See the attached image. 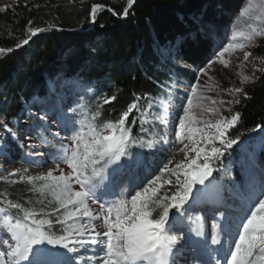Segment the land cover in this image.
<instances>
[{"label":"snow or ice","instance_id":"1","mask_svg":"<svg viewBox=\"0 0 264 264\" xmlns=\"http://www.w3.org/2000/svg\"><path fill=\"white\" fill-rule=\"evenodd\" d=\"M134 3L135 0H127L123 16L129 14ZM103 10L104 5L91 6L93 23L97 12ZM241 19L243 26L233 23L229 42L215 60L200 70V75H208L216 63L230 67L234 56L242 55V62L250 61L252 53L248 49L258 39H264V0H247L237 17ZM41 31L44 29L29 28V38L16 47L28 44L31 36ZM11 51L0 48V55ZM256 71L264 72V68ZM255 79V71L242 74L240 87L223 90L233 96L226 102L206 96L205 89H211L208 85L201 87L198 77L197 83L190 86L183 115L175 128L184 159L174 166L169 160L151 179L147 178L150 169L144 164V150L163 153L170 141L161 139L157 146L155 139L146 140L149 129L145 125L159 121L167 126L175 106L171 92L158 102L148 98L147 107L140 104L141 97H136L114 121L97 123L102 105H97L95 112H82L78 128L75 122L59 121L60 127L70 129L72 134L67 138L68 144L59 141L61 147L54 157L56 168L46 174L26 175L27 168L9 174L19 177L12 183L26 181L32 186L30 191L42 196L50 194L49 203L54 202L55 206L46 212L7 197L0 199V264H177V256L181 257V264H189V259L191 264H264V173L259 181L250 173L243 192L210 179L217 170L214 164L243 135H229L239 122L240 113H233L228 107L226 110L232 114L225 116L222 106L239 104L237 94L247 98L243 86ZM115 99V95L104 97L103 104ZM205 100L212 106L205 107ZM157 103L159 112H150ZM134 112L139 116L140 136H133L129 126ZM205 114L210 116L206 118ZM29 115L40 122L50 119L47 112L35 116L30 111ZM137 122L133 118L130 123ZM0 128L19 141L17 132L8 124ZM58 137L59 132L53 134L54 139ZM4 147L7 148L6 141ZM20 147H25L23 142ZM27 147L35 150L37 145L29 143ZM28 155L43 157L45 153L30 151ZM61 163L69 169L67 173ZM139 169L144 170L143 175ZM128 173H132L129 184L117 193L121 178ZM166 185L171 187L165 189ZM137 187L139 190H134ZM129 189L134 194L129 195ZM172 210L175 211L170 217ZM196 211L205 215L193 216ZM206 220H211L207 230Z\"/></svg>","mask_w":264,"mask_h":264},{"label":"trees","instance_id":"2","mask_svg":"<svg viewBox=\"0 0 264 264\" xmlns=\"http://www.w3.org/2000/svg\"><path fill=\"white\" fill-rule=\"evenodd\" d=\"M230 2L239 5L242 0H135L129 14L123 16L127 0H3L0 48L13 51L0 55L2 119L13 128L22 114L29 115L32 104L58 105L55 91L60 82L91 91L85 98L90 113L102 105L97 123L117 120L136 97H141L145 107L148 98L158 102L169 92L185 98L179 87L197 83V71L206 67L214 51L213 42L201 33V20L226 23L217 9ZM93 4L104 5L94 23L90 16ZM29 28L44 31L17 48L29 38ZM254 54L264 56V40ZM245 92L247 98L242 97L235 127L243 131L241 141L214 164L217 170L212 177L216 182L224 180L237 192L245 190L251 164L264 167V72ZM113 95L114 101L103 104L104 97ZM149 111L158 113V103ZM133 118L138 121L134 125L130 123ZM160 125L159 121L145 125L149 134L144 138L158 140ZM129 126L133 136L141 135L137 113L130 115ZM137 151L141 150L133 149ZM144 152V164L150 169L147 178L151 179L155 153ZM229 155L236 167L227 168ZM138 171L143 175V169ZM131 178L128 173L120 181ZM4 197L20 203L0 183V199Z\"/></svg>","mask_w":264,"mask_h":264},{"label":"rangeland","instance_id":"3","mask_svg":"<svg viewBox=\"0 0 264 264\" xmlns=\"http://www.w3.org/2000/svg\"><path fill=\"white\" fill-rule=\"evenodd\" d=\"M83 1V0H79ZM3 3V0H0V5ZM247 0H242V2L238 5L234 2H230L226 8H218V14L225 17L227 19L226 23L217 24L211 22L210 20H201L200 28L201 33L206 34L210 40L214 44V51L212 56L209 58V61L215 60L217 53L222 50V48L229 42L231 28L233 23L235 22L237 26H243V20H237L241 10L245 7ZM264 39H258L256 45L250 49H248L252 55L250 57L249 62H242V55L239 57L234 56L232 58V64L228 68H224L219 63L214 64L208 72V75H200V70L197 71V75L199 77L200 86L208 85L211 91L205 89V95L208 97H212L217 101L223 99L224 101H229L233 99V96L230 95L227 91H223L225 89H231L234 87H240L241 75H251L254 71L256 74V79L253 83H246L244 87V91L247 88H252L256 85V82L261 75V71H256V69L264 68L263 55L254 54L255 49L260 46L261 42ZM175 62H178L176 59ZM178 64L185 66L178 62ZM208 65V64H207ZM206 65V67H207ZM255 65V68L253 67ZM205 67V68H206ZM179 90L184 91L186 93V97H179L178 94H173V103L174 107L171 110V114L169 117V122L167 126L161 124L158 128L161 129V134L159 135V139L157 141V146H159V141L161 139H167L170 141L167 145H165L166 151L155 152V156L153 159V166L155 175H159L160 169L163 168L165 164H168L169 160L173 161L174 166L175 163L184 159V152H181L180 149L183 147L182 144L176 141L175 139V128L179 123V117L183 115V105L186 104L187 95L190 92V88H186L184 85L179 87ZM58 96V105L53 107H45L43 104H32L30 106L29 112L33 113L35 116L41 115L45 112L49 114L50 119L47 122H40L37 119H34L30 115L22 114L20 119L14 124L13 130L17 132L19 141L13 140L10 136L4 133L3 129L0 128V183L5 185V189L13 194L14 198H17V201L23 204L25 207L41 209L44 211H51V209L55 206L52 201V197L50 194L45 193L43 196L35 191H30L31 185L25 182H17L12 183L13 180H19L18 176H10L9 174L17 169H28L26 175H38V174H46L49 169H55L57 161L54 157L58 154V150L61 147L60 140H63L64 144H68V137L71 136V130H63L60 127L59 121L67 120L70 122H75V127H79L78 121L81 119V114L85 110L89 113V108L85 102V98L88 97L91 93L89 89L83 88H75L70 85L68 82H60L57 86L56 91ZM240 99V103L242 101L243 95L237 94ZM179 98V99H178ZM239 104H231L228 105L225 103L222 106V111L225 116H230L232 113H229L226 109L231 107L232 112H237L240 107ZM2 96H0V112L3 105ZM205 107L212 106L209 100L204 101ZM210 114H205L207 118ZM5 124V121L2 119L0 115V125ZM47 128V131H45ZM59 132V137L54 139L53 134ZM239 134H243L242 129L234 128L230 131L229 135L236 136ZM26 137H30V139H26ZM5 141L7 142V148L5 149ZM20 142H23L25 147H20ZM188 141H186L187 143ZM29 143L36 144L37 147L35 150L27 147ZM30 151H40L45 153L43 157L29 156L28 153ZM189 156H195V153H189ZM227 168L236 167L237 163L234 161L231 155L227 158ZM253 163V161H252ZM60 167L64 169L67 173L69 169L66 165L60 164ZM253 164H251V168ZM255 175L261 178V174L264 173V167H255ZM55 175H58V172H54ZM258 178V177H257ZM174 179V177H173ZM127 182L122 183L120 181V187H117L116 191L119 193L121 187H126L129 184ZM145 182L144 184H146ZM217 183H223L227 185V183L222 180ZM78 190V186H74ZM170 185H166L165 189L170 188ZM134 190H139V187ZM133 189H129V195L134 194ZM93 209H96V205H91ZM175 210L170 212V217ZM198 211L193 212L195 215ZM201 216H204L205 213ZM55 219V217H52ZM99 221L97 224L99 225ZM211 225V220H206V230ZM57 231L59 230V226H56ZM84 254V253H81ZM177 264H181V257H176ZM189 264L191 261L189 259Z\"/></svg>","mask_w":264,"mask_h":264}]
</instances>
